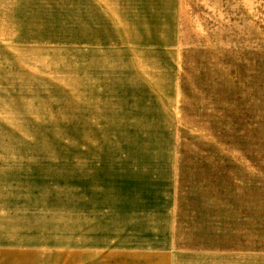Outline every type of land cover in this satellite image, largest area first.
<instances>
[{"label":"rangeland","instance_id":"rangeland-1","mask_svg":"<svg viewBox=\"0 0 264 264\" xmlns=\"http://www.w3.org/2000/svg\"><path fill=\"white\" fill-rule=\"evenodd\" d=\"M0 264H264V0H0Z\"/></svg>","mask_w":264,"mask_h":264},{"label":"crops","instance_id":"crops-1","mask_svg":"<svg viewBox=\"0 0 264 264\" xmlns=\"http://www.w3.org/2000/svg\"><path fill=\"white\" fill-rule=\"evenodd\" d=\"M133 230H132V234H133V237L135 236V233H137V234H143L144 232H147L145 235L147 236L146 238H151V236H153V234H154V229L155 228H152V230H150V228H132ZM157 229V228H156ZM159 229V228H158ZM147 230V231H146ZM133 232H135V233H133ZM155 235V234H154ZM129 237V236H128ZM149 240V239H148ZM133 241H135V240H133ZM149 243V242H148ZM144 244L143 243V241H139V242H135V243H133V245L135 246V244L136 245H141V248L142 249H144V247H149V248H157L155 245H153V244H151V243H149V244ZM149 245V246H148ZM142 249H140V250H142ZM112 253H118V252H112ZM111 253V254H112ZM134 253V252H133ZM141 253V252H140ZM107 254H110V252H109V250L107 249Z\"/></svg>","mask_w":264,"mask_h":264}]
</instances>
